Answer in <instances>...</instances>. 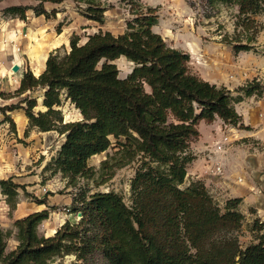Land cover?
I'll return each instance as SVG.
<instances>
[{
	"label": "trees",
	"instance_id": "1",
	"mask_svg": "<svg viewBox=\"0 0 264 264\" xmlns=\"http://www.w3.org/2000/svg\"><path fill=\"white\" fill-rule=\"evenodd\" d=\"M36 1L35 6H10L3 13L26 21L32 10L49 20L58 11H48L46 4L60 5L66 0ZM73 1L87 20L105 23L106 8L100 0ZM208 3L238 8L236 27L250 37L249 44L238 43L234 50H251L259 32L254 17L264 13V0ZM130 5L134 19L124 34L100 31L88 36L83 45L73 36L69 52L64 56L58 50L52 52L39 77L30 70L24 73L20 87L7 99L29 95L0 110L14 130L8 113L22 110L31 128L65 136L52 167L70 185L80 178L95 177L89 161L107 152L114 138L119 149L115 166L140 164L131 185L132 205L116 192L88 195L81 191L73 198L70 211L81 213V221L68 220L46 237L38 229L51 215L47 197L35 199L47 209L14 222L18 245L10 252V233L0 224V264H55L68 255H75L81 264H264V223L257 220L253 226L262 232L256 243L245 248L240 243L241 198L228 200L221 208L201 181L182 188L195 160L191 144L200 137V122L220 119L234 128L250 130L235 104L245 97L260 96V84L240 88L244 96L235 97L225 86L196 77L189 70L190 55L170 47L153 30L159 23V8L139 0ZM57 32L61 33V26ZM122 57L134 64L125 79L120 78L115 63ZM37 89L45 91L46 111L36 112L38 101L30 93ZM64 97L80 111L82 120L65 122ZM109 164L105 161L104 168ZM21 188L12 178L0 180L11 211L16 209Z\"/></svg>",
	"mask_w": 264,
	"mask_h": 264
},
{
	"label": "rangeland",
	"instance_id": "2",
	"mask_svg": "<svg viewBox=\"0 0 264 264\" xmlns=\"http://www.w3.org/2000/svg\"><path fill=\"white\" fill-rule=\"evenodd\" d=\"M100 1L106 8V21L102 25L83 17L73 0H66L60 4L57 9L58 15L56 18L49 19L50 21L45 17H42V20H36L34 18L36 14L32 10L27 13L33 18L32 21H22L19 18L12 21V17L4 15V8L11 5L35 6L38 2L36 0H0V42L9 38L7 32H16L18 36L14 38V43H17L20 49H26L31 51L32 55H37L38 49H43L44 42L46 43V32L53 23L57 25L56 31L59 26L62 30L63 26L70 25V38L78 36L80 45L88 41V36L100 31L110 32L115 36L124 34L129 21L134 19L130 13V3L133 0ZM139 1L144 5L159 8V23L153 30L160 34L170 47L190 55L188 66L193 75L218 87L225 86L235 97L244 96V93L238 91L240 88L252 82L260 84L262 93L260 96L245 97L242 102L235 104L244 125L250 127V130L234 128L220 119L211 123L201 121L206 124V131L214 134L211 143L212 151L207 152L208 156L205 155L208 163L213 168L217 162H220L224 173L218 176L212 174V187L206 186L202 180L188 177L187 174L185 184L182 186L184 189L193 182L201 181L221 208L225 207L228 200L241 198L242 203L238 210L244 216V220L238 233L239 240L243 248L256 243L257 236L262 232L255 231L253 226L257 220L264 223V13L254 17L259 32L251 43L253 48L237 53L234 46L238 43L249 44L250 33H245L241 28L236 27L239 14L236 6L222 4L211 6L208 0ZM56 19L57 21L54 22ZM4 20L8 21V24L2 29ZM27 22L30 24L26 26ZM67 52L66 48L58 49L60 56H64ZM1 61L3 63L1 67L7 68L13 76L20 75L25 67L21 59L20 71L15 73L10 68L13 57L7 60L4 57ZM115 63L120 71V78L125 79L132 73L134 64L126 58H121ZM8 84L9 86L5 84V87L2 86L0 90V109L19 104L29 95L7 99L20 87V83L15 82L11 85L8 82ZM44 93L42 89L30 93L38 101L36 112L46 111L43 107ZM61 110L65 122L83 119L80 111L65 97ZM22 112L24 111L15 110L8 113L15 122L14 130L0 110V177L5 173L16 175L17 177H12L13 180L16 179L13 182L20 183L18 185L24 187L19 189L17 198L16 209L18 203L21 205L17 212L18 216H21L20 219L38 209H46L47 206L37 204L35 199L47 197L51 215L46 224L44 223L45 225H40L38 232L41 236H53L66 221L70 220L72 223L81 221V213L70 212L73 198L81 191H85L88 195L98 192H116L123 197L128 206L132 205L131 185L140 164L139 161H135L127 166L116 167L119 149L114 138H112V147L107 152L89 161V166L96 171L95 177L80 178L75 185H70L69 180L61 173H55L52 167L53 159L57 157L65 142V136L57 131L40 132L36 128H31L30 124L24 126L20 117ZM219 142L224 143L223 151L214 153ZM107 160L110 164L104 168L103 163ZM48 166L50 167L47 169ZM0 180L7 179L0 178ZM27 181L34 184L25 185ZM221 183L226 186L225 189ZM8 207L10 209L9 205ZM16 209L14 211L0 210V224L10 233L8 252L18 245L17 229L14 226L16 220L12 223L10 221L14 218ZM55 264H81V262H78L75 255H68L57 259Z\"/></svg>",
	"mask_w": 264,
	"mask_h": 264
},
{
	"label": "crops",
	"instance_id": "3",
	"mask_svg": "<svg viewBox=\"0 0 264 264\" xmlns=\"http://www.w3.org/2000/svg\"><path fill=\"white\" fill-rule=\"evenodd\" d=\"M11 6H15V5H11ZM58 6L59 5L46 4L47 10L49 9L48 11H50V9L51 10H53V9L57 10L59 8ZM8 7H10V6H8ZM6 8H4V9H6ZM42 17H44V16L38 17V16L34 15V18L38 21L42 20L41 19ZM11 19H13L12 21H16L18 18H15V19L11 18ZM27 20L32 21L33 18L30 17L28 14ZM45 21L47 22L46 19H45ZM55 21H57V19L54 20V22ZM3 23H4L3 26H1L2 29L4 28V26L6 24H8V21L6 22L4 20ZM29 24L30 23L27 22L26 26ZM56 27H57V25L54 23L52 24V26L50 25V29L46 32V43L44 42V47L42 50L38 49L39 52L37 55H34V54L32 55V53H30L31 51H28L26 49H20L18 47V44L14 43V40H15L14 38L18 36L17 33L16 32H14V33L13 32H7L9 38L4 39V41L0 42V58L3 59L5 57V59L7 60V58H9V57H10V59L13 57V62H11V67H10V68H12V70H13V67L15 65L20 66L21 59L23 60L25 67H24L23 72L20 75L13 76V75H11V73H9V70L7 68L1 67L3 63L0 59V90L2 89V86L5 87V84H7L9 86L8 82H10L11 85H13L15 82L19 84L24 73L27 72L28 70H30L36 77H39L46 70L47 60H48V58L52 52H54L58 49H61V48H66L68 52L70 51V39H71L70 34H69L70 25L69 26H63L61 33H58L56 31ZM12 33L14 35H12ZM122 58H124V57H122ZM37 71H38V73H37ZM3 90H4V88H3ZM23 115H24V112L20 113V117L23 120V124H24V126H26L29 124L28 123L29 121ZM205 127H206L205 123L201 122L199 124L198 129L200 132V137L196 142L191 144L192 153L196 157V160H194L193 163L190 164L188 167V177L192 176L193 179L202 180L205 182L206 186L210 185L212 187V185H211L212 184L211 180L213 178V177H211L212 176V173H211L212 165L208 163V160H207L205 155L208 156L209 154L207 152L212 151L211 143H212V140L214 138V134L212 132L208 133L206 131ZM12 177H17V176L13 175V174L7 175V173H5L0 178L9 179ZM15 180L16 179L14 178L13 181H15ZM17 184H20V183H17ZM28 184H34V182L27 181V183L25 185H28ZM221 184H222L221 186H223L225 189L226 186L224 184H227V183L224 182V184L223 183H221ZM26 188H28V186H26ZM20 206L21 205L18 203V208L16 209V212H14V218L12 220L10 219L11 223L14 222L15 220H18L21 218V216L20 215L18 216V214H17V212H19ZM43 206H45V205H43ZM8 208L9 207H8L7 202H6V197L0 191V210L4 211L7 209L8 211H10V209H8ZM39 211H42V210L38 209L36 211H33L32 213L39 212ZM0 216H1V214H0ZM0 220H1V218H0ZM45 222H43V224ZM46 236H50V235H46Z\"/></svg>",
	"mask_w": 264,
	"mask_h": 264
},
{
	"label": "built area",
	"instance_id": "4",
	"mask_svg": "<svg viewBox=\"0 0 264 264\" xmlns=\"http://www.w3.org/2000/svg\"><path fill=\"white\" fill-rule=\"evenodd\" d=\"M223 145L224 143L223 142H219L215 149H214V153H217V152H222L223 151ZM211 173L215 176H218V175H222L224 172H223V166L221 165L220 162H217L216 165L212 168V171Z\"/></svg>",
	"mask_w": 264,
	"mask_h": 264
},
{
	"label": "water",
	"instance_id": "5",
	"mask_svg": "<svg viewBox=\"0 0 264 264\" xmlns=\"http://www.w3.org/2000/svg\"><path fill=\"white\" fill-rule=\"evenodd\" d=\"M13 71H14L15 73H18V72L20 71V66H19V65H15V66L13 67Z\"/></svg>",
	"mask_w": 264,
	"mask_h": 264
},
{
	"label": "bare ground",
	"instance_id": "6",
	"mask_svg": "<svg viewBox=\"0 0 264 264\" xmlns=\"http://www.w3.org/2000/svg\"><path fill=\"white\" fill-rule=\"evenodd\" d=\"M37 73H38V71H37Z\"/></svg>",
	"mask_w": 264,
	"mask_h": 264
}]
</instances>
